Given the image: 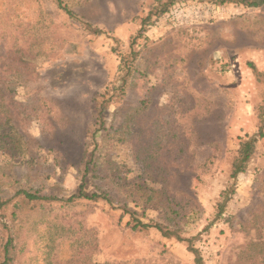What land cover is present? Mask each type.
I'll use <instances>...</instances> for the list:
<instances>
[{
  "label": "rangeland",
  "instance_id": "obj_1",
  "mask_svg": "<svg viewBox=\"0 0 264 264\" xmlns=\"http://www.w3.org/2000/svg\"><path fill=\"white\" fill-rule=\"evenodd\" d=\"M63 2L0 0V263L264 264V5Z\"/></svg>",
  "mask_w": 264,
  "mask_h": 264
},
{
  "label": "trees",
  "instance_id": "obj_2",
  "mask_svg": "<svg viewBox=\"0 0 264 264\" xmlns=\"http://www.w3.org/2000/svg\"><path fill=\"white\" fill-rule=\"evenodd\" d=\"M59 3L60 8H62L68 15H70L71 17H77L76 14L69 9V7L67 5L64 4L63 0H57ZM236 2L243 4L245 6L248 7H260L264 5V0H236ZM252 69H254L255 71H257L256 66H254V64H250ZM129 67H132V64H129ZM99 119L101 118V111L98 113ZM260 135L263 136V132L260 131ZM256 142L257 139L255 138H249L247 140H244L241 145L240 148L238 150V154L237 156L234 158L233 162H232V171H231V176L232 177H236L239 173L244 172L247 169V165L248 162L250 161V159L252 158L253 154L256 151ZM22 193L24 194V198L26 200L29 201H34V200H46L48 199L46 196H43L41 194L38 193H31L29 191H22ZM228 194L227 190H224L221 193V196L223 197V200H221L219 202V210L222 213L224 210V202H225V198L227 197L226 195ZM76 198H84V199H89V200H98V199H104V200H110V197L107 195V193L102 192V193H92V194H88L87 192H85L82 188L78 191V193L72 195L70 198H68L66 201H72ZM171 198V197H170ZM56 199V198H55ZM173 199V198H171ZM169 200V199H168ZM172 203V202H171ZM169 205V203H167ZM171 209V213L173 215H176L174 217V219H176L178 216H180V208H171V206H168ZM129 213H131V216L133 218V222H128V225H130V227L135 231V230H145V229H150V228H155L160 230L165 236H170L172 235L173 231L170 230L169 228H167L165 225L161 224V223H146L143 222L142 220L138 219L135 217V215L133 214L132 211H129ZM178 225V222L175 223V226ZM13 248H14V244H13V238L9 237V239L7 240V242L5 243V254H4V259L0 264H13L14 262V256H13ZM196 251V250H195Z\"/></svg>",
  "mask_w": 264,
  "mask_h": 264
}]
</instances>
